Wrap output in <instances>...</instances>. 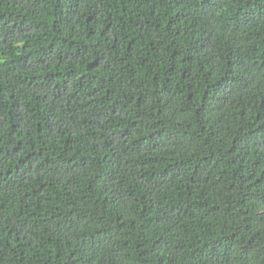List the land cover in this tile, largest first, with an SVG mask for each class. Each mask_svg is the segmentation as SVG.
<instances>
[{"label":"trees","instance_id":"trees-1","mask_svg":"<svg viewBox=\"0 0 264 264\" xmlns=\"http://www.w3.org/2000/svg\"><path fill=\"white\" fill-rule=\"evenodd\" d=\"M0 264H264V0H0Z\"/></svg>","mask_w":264,"mask_h":264}]
</instances>
